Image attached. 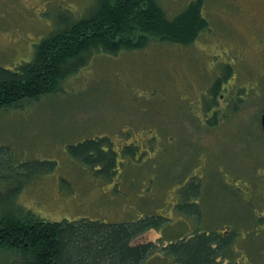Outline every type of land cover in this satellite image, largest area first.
Listing matches in <instances>:
<instances>
[{
    "label": "rangeland",
    "instance_id": "obj_1",
    "mask_svg": "<svg viewBox=\"0 0 264 264\" xmlns=\"http://www.w3.org/2000/svg\"><path fill=\"white\" fill-rule=\"evenodd\" d=\"M156 1L173 18L189 0ZM95 2L0 0V66L31 60L35 45L58 30V20L71 24ZM201 9L208 27L191 44L152 40L116 54H91L55 93L0 109V149L9 153L0 166V192L13 200L4 211L108 222L160 213L169 219L146 238L166 243L200 225L234 237L224 262L264 264V0H203ZM226 64L231 72L223 85L233 98L241 94L245 108L237 117L222 97L214 105L219 123L197 128L190 108L201 104L205 94L199 99L198 93ZM156 125L167 136L150 150ZM99 136L118 150L125 142L142 144L144 154L136 159L142 165L121 166L110 182L95 176L69 146ZM32 161L44 165L35 173L28 165L13 171ZM191 173L199 180L197 225L178 221L182 213L173 206L192 186ZM0 264L13 263L0 253Z\"/></svg>",
    "mask_w": 264,
    "mask_h": 264
},
{
    "label": "trees",
    "instance_id": "obj_2",
    "mask_svg": "<svg viewBox=\"0 0 264 264\" xmlns=\"http://www.w3.org/2000/svg\"><path fill=\"white\" fill-rule=\"evenodd\" d=\"M202 5L203 0H189L180 12L168 18L156 0H96L87 15L71 24L58 20V30L35 45L31 60L12 69L0 66V109L14 106L23 99L37 100L42 95L55 93L91 54H116L120 50L144 47L152 40L191 44L208 27L201 13ZM230 72L231 66L224 65L201 91L205 94L201 104L196 108L191 106L190 112L197 121H194L195 127L209 128L219 123L220 117L216 110H211V105L222 97L229 110L237 117L241 115L238 112L244 105L241 94L233 98L223 85ZM181 97L183 94L177 99ZM184 125L188 128V123ZM151 136L148 147L154 150L156 143L165 140L166 130L156 125ZM189 139L193 143V139ZM140 147L144 148L142 144L129 141L118 150L109 137L99 136L69 146V152L95 176L110 182L121 166L130 163L131 168L137 170L142 165L136 162L138 156L144 154ZM8 157V151L0 149V166ZM25 165L35 173L44 163H18L13 171L24 169ZM149 165L147 168H152ZM2 174L0 167V176ZM192 175V186L186 188L183 197L178 189L179 200L173 206L182 213L178 221L185 218L197 225L201 218L199 180ZM9 204L13 205V200L6 192H0V253L10 257L13 264H231L224 261L231 257L229 248L234 237L213 228L201 231L197 225L188 235L182 234L166 243L162 239L155 242L146 238L149 229H158L169 219L159 212L117 222L89 218L51 221L15 207L12 213L4 211L2 208Z\"/></svg>",
    "mask_w": 264,
    "mask_h": 264
},
{
    "label": "water",
    "instance_id": "obj_3",
    "mask_svg": "<svg viewBox=\"0 0 264 264\" xmlns=\"http://www.w3.org/2000/svg\"><path fill=\"white\" fill-rule=\"evenodd\" d=\"M260 126L262 131L264 132V107L261 110V114H260Z\"/></svg>",
    "mask_w": 264,
    "mask_h": 264
},
{
    "label": "flooded vegetation",
    "instance_id": "obj_4",
    "mask_svg": "<svg viewBox=\"0 0 264 264\" xmlns=\"http://www.w3.org/2000/svg\"><path fill=\"white\" fill-rule=\"evenodd\" d=\"M225 88L228 89L227 87H225ZM202 94H203V93H202L201 91L198 93V98H199V99H201ZM212 109L216 110L215 107H214V104L211 105V110H212ZM215 112L217 113V111H215ZM211 113H214V112H211ZM204 120H205V119H204ZM261 174H262V173H261ZM225 230L228 231L227 229H225Z\"/></svg>",
    "mask_w": 264,
    "mask_h": 264
}]
</instances>
